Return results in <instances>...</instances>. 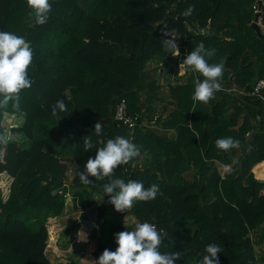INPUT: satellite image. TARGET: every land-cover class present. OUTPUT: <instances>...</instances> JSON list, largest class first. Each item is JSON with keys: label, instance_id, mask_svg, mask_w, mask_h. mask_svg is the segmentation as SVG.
I'll list each match as a JSON object with an SVG mask.
<instances>
[{"label": "trees", "instance_id": "16d2710c", "mask_svg": "<svg viewBox=\"0 0 264 264\" xmlns=\"http://www.w3.org/2000/svg\"><path fill=\"white\" fill-rule=\"evenodd\" d=\"M49 2L48 21L39 25L29 16L32 10L26 0H0V27L23 36L33 50L28 67L33 84L19 93L20 110L11 102L0 108V134L4 114L23 116L21 124L11 129L22 140L0 141V264H51L45 252L47 218L62 214L68 196L78 219H90L98 226L88 234L96 239V259L105 248L115 251L114 233L125 231L124 216L131 213L138 222L154 224L158 232L168 234L160 251L179 253L174 264H198L211 243L222 249L219 264H260L250 232L264 222V178L260 181L253 171L264 174V95L251 92L264 79V34L258 36L251 23L259 11L264 25V4L259 6L257 0ZM190 5L194 11L185 17L212 35L195 34L179 20ZM164 31L175 35L186 54L203 42L216 50L210 64L225 60L221 90L207 103L192 99L194 80L204 79L198 72L189 71L184 82L166 84L170 97L166 104L173 109L163 127L174 134L147 126L157 117L154 106L165 85L155 77L158 67L148 69L147 63L165 57L180 62V56L162 44L170 38ZM121 98L130 114L140 116L132 131L113 119ZM58 99L64 100L67 111L53 114ZM166 104L161 111L168 109ZM96 122L103 125L100 136L93 129ZM117 135L140 145V155L118 166L111 177L90 176L91 183L81 182L78 171L102 146L96 141ZM85 136L94 144L89 151L84 148ZM223 137L238 140L239 146L220 150L215 140ZM218 163L233 169L222 175ZM115 178L138 180L145 188L155 183L160 192L154 200L135 201L130 209L117 212L103 192V185ZM78 227L73 219L65 233ZM263 235L264 229L260 239Z\"/></svg>", "mask_w": 264, "mask_h": 264}, {"label": "clouds", "instance_id": "9594fccd", "mask_svg": "<svg viewBox=\"0 0 264 264\" xmlns=\"http://www.w3.org/2000/svg\"><path fill=\"white\" fill-rule=\"evenodd\" d=\"M26 3L32 10L29 16L34 18L36 24L42 25L48 21L52 9L49 0H26ZM193 11L194 6L190 5L183 15L189 16ZM163 34L170 37L161 41L167 52L173 56H179L176 37L168 31H164ZM215 54V49L206 48L204 43L200 42L179 64L181 75L193 71L204 77L203 80H194L192 93L194 102L207 103L214 98L216 91L221 90L219 80L222 77L225 60L221 58L218 63L210 64L208 59ZM32 60L33 50L30 42L12 32H0V108H7L11 102L14 109L20 110L19 93L22 89L31 88L33 84L28 74V67ZM59 111H67L63 99H58L52 106L53 114ZM93 129L96 135L100 136L103 125L96 122ZM96 144L102 146L96 147L95 156L89 157L84 163L83 171L77 173L81 182L85 184L92 182L89 179L90 176L96 179L111 177L118 166L127 164L140 155L141 146L125 136L117 135L107 141L98 139ZM215 145L220 150H229L238 147L239 141L232 137H223L216 139ZM93 147L91 137L85 136V151ZM103 192L108 195V203L113 205L117 212H125L133 206L135 201L154 200L160 189L155 183L145 188L141 181L129 179L125 182L123 179L115 178L103 185ZM77 236L79 241L87 242L85 232L78 230ZM114 240L117 244L115 251L105 248L94 264H174L180 258V254L176 251H160L164 232H158L156 226L148 222H136L131 225L130 231L114 233ZM221 251V247L215 243L206 245V254L198 261V264H219L217 254Z\"/></svg>", "mask_w": 264, "mask_h": 264}, {"label": "rangeland", "instance_id": "374dc122", "mask_svg": "<svg viewBox=\"0 0 264 264\" xmlns=\"http://www.w3.org/2000/svg\"><path fill=\"white\" fill-rule=\"evenodd\" d=\"M264 4V2L262 3ZM257 23L260 28L261 34H264V25L262 24V21L260 17L257 19ZM190 31L193 33H203L204 31L202 29H198V32H195L192 28H190ZM161 63L160 67L158 68V72L155 73V77H158V80L161 84H167L170 83L171 85H175L178 82H184L186 79L185 77L182 78V75L179 74V58L176 59L174 57H165L163 59H156L152 60L147 63V68H154L156 67L155 65ZM165 68V72L163 75V80H160L159 74H160V69ZM169 72H171L169 74ZM157 75V76H156ZM181 75V76H179ZM163 83H162V82ZM164 91L161 92L160 99L161 100L159 103L158 101L155 103V109H156V115H159L161 118H164L167 116V113L164 111H161L162 105L166 104L167 99H169V92L167 87H163ZM168 106L167 111H171L173 109V106L170 104H166ZM23 121V116H17V115H9V114H4L1 122V136H0V141L2 140L3 142H9L13 138L18 139L19 141L22 140L21 135L14 136L12 133V128L18 126L21 124ZM155 121V120H154ZM159 124V121H158ZM155 121V125L157 127H154V123H150V129L154 130L157 133H167V134H174V130H167L161 124L158 125ZM148 126V125H147ZM3 154V149H0V156ZM2 158V156H1ZM218 167L220 169V172L222 175L225 173L231 171L232 165H220L218 163ZM254 174L256 178L258 179H263L264 174L261 172L260 169L255 171L253 169ZM69 178H71L72 173L67 172ZM262 174V176L260 175ZM69 197V196H68ZM66 199L65 203V208L60 216L56 217H49L47 218V229H48V241H47V246L45 249L46 255L49 258L51 264H94V260L96 257L93 255V252L96 248V239H90L89 238V233L83 231L82 227H85V224L82 223L79 217V213H74L72 210V202L70 201L71 199L68 198ZM71 202V205H69ZM89 211V210H88ZM89 213V212H88ZM131 214V213H129ZM133 215V214H131ZM74 220H80L77 224L79 225L78 229L73 230L69 234L65 233V228ZM95 223V222H94ZM135 223L134 222H128L126 221L124 225L125 231L131 230V225ZM98 226L95 223V227L97 228ZM86 229V227H85ZM264 229V222L260 224L259 226L256 227V229L251 230L250 236L251 239L253 240L254 243V249L256 252V255L258 259L260 260V264H264V235L263 238L260 239V235L262 230ZM83 231L87 235V242H81L78 239L77 232ZM51 231L52 233V239H50V234L49 232Z\"/></svg>", "mask_w": 264, "mask_h": 264}, {"label": "built area", "instance_id": "2783aa9c", "mask_svg": "<svg viewBox=\"0 0 264 264\" xmlns=\"http://www.w3.org/2000/svg\"><path fill=\"white\" fill-rule=\"evenodd\" d=\"M171 35L173 37L175 36L174 34ZM263 93H264V79H260L253 86L251 94L261 96ZM139 117L140 116L138 114H130L127 111V105L124 98H121L116 103L113 113V119L117 126L125 127L127 130L132 131L138 125Z\"/></svg>", "mask_w": 264, "mask_h": 264}, {"label": "water", "instance_id": "95a60500", "mask_svg": "<svg viewBox=\"0 0 264 264\" xmlns=\"http://www.w3.org/2000/svg\"><path fill=\"white\" fill-rule=\"evenodd\" d=\"M263 2H264V0H257V3L259 4V6H261V4ZM259 16H260V12L257 11L255 13L254 21L251 23V27L254 29V31L256 32V34L258 36H262V34L260 32L259 25L256 22ZM178 18H179V20L184 21L187 24V26L192 28L195 32H198V28L193 24L192 20L187 19L185 16H182V15H179ZM2 31L3 30L0 27V32H2ZM203 33L208 34V35H212L213 34L212 32H206V31H204ZM179 52H180V62H181L186 57V49H185V47H180L179 48ZM233 76H234V74H231L229 76V79H231ZM263 95H264V93H263ZM156 120L158 121V120H160V118L157 117ZM254 134H255V131H252L250 136H253ZM260 181H262V179H260ZM81 221H82V223L85 224L87 232L90 233L93 230L94 226H95L94 222L92 220H90V219H81ZM78 222H80V220L76 221V223H78ZM164 235L166 237H168L167 233H164ZM170 241H171V243H174V241L172 239H170Z\"/></svg>", "mask_w": 264, "mask_h": 264}, {"label": "crops", "instance_id": "0c3cea01", "mask_svg": "<svg viewBox=\"0 0 264 264\" xmlns=\"http://www.w3.org/2000/svg\"><path fill=\"white\" fill-rule=\"evenodd\" d=\"M160 65H161V63H159V64H157V65H155V66L159 68ZM146 68H147V66H146ZM164 70H165V68H161L160 71H159V72H160L159 75L161 76V78H162V76H163V72H164ZM170 73H171V72H169V74H170ZM179 74H180V72H179ZM179 76H181V75H179ZM184 76H185V75H184ZM184 76H182V78H183ZM161 82H162V81H161ZM166 86H167V85L165 84V87H166ZM163 87H164V85H162V87L160 88V91H164V90H163ZM154 107H155V106H154ZM154 110H155L154 113H155V115H156V109H154ZM167 110H168V109H167ZM167 110H166L165 112L167 113V116H168L169 111H167ZM156 116L159 117L160 120L162 119L161 122H160V120H158V121H159V124H161V126H163V123H164V120H163V119L166 118L167 116H165L164 118H161L159 115H156ZM157 117H156V118H157ZM155 121H156V123L158 124V121H157L156 119H155ZM155 121H151V122H149V123H148V127H150V125H149L150 123H154V127H157V125H155ZM159 124H158V125H159ZM167 130H168V129H167ZM169 130L173 131L172 129H169ZM171 134H173V133H171ZM263 161H264V160H263ZM261 162H262V161H261ZM68 198H70V197H68ZM70 201H71V200H70ZM69 205H71V202H70ZM134 220H135V223L138 222L137 219H136L133 215H131V214H126V215L124 216V225H125L126 221H128V222H132V223H133ZM94 224H95V223H94ZM94 227H95V226H94ZM130 229H131V228H130ZM128 231H130V230H128ZM76 234H77V233H76ZM87 240H88V238H87ZM95 260H96V259H95ZM95 260H94V261H95Z\"/></svg>", "mask_w": 264, "mask_h": 264}]
</instances>
